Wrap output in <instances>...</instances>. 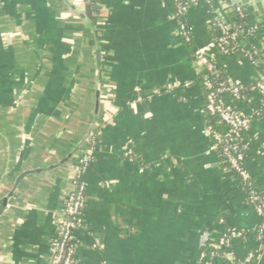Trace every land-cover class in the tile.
I'll return each mask as SVG.
<instances>
[{
	"label": "crops",
	"instance_id": "obj_1",
	"mask_svg": "<svg viewBox=\"0 0 264 264\" xmlns=\"http://www.w3.org/2000/svg\"><path fill=\"white\" fill-rule=\"evenodd\" d=\"M228 6L264 35V0ZM185 22L191 51L168 0H0V264H49L72 167L94 126L75 264H191L206 219L216 218L211 236L223 233L222 211L227 227L256 226L204 131L194 55L210 43L206 6ZM216 65L244 87L264 78L235 56ZM245 96L244 167L264 192V118L252 117L260 94ZM230 249L242 258L258 244L233 240Z\"/></svg>",
	"mask_w": 264,
	"mask_h": 264
},
{
	"label": "built area",
	"instance_id": "obj_2",
	"mask_svg": "<svg viewBox=\"0 0 264 264\" xmlns=\"http://www.w3.org/2000/svg\"><path fill=\"white\" fill-rule=\"evenodd\" d=\"M175 1L177 7L174 19L178 25V35L184 43H189L192 40V29L186 24L185 16L199 5L207 6L209 0ZM217 5L220 10H224V13L229 8L227 0H219ZM237 13L241 17L244 16L240 11H237ZM212 23L211 26L218 27L224 32V36L219 39L216 46L218 52H216L214 45L209 43L196 53V61L201 66V71H206L211 76L218 74L215 68L219 57L233 56L230 54L234 49H229L228 45L230 41H237L235 36L227 35V31L219 17H215ZM248 32L250 36L256 37L257 28L252 27ZM239 35L243 37V33ZM253 54L254 56L257 55L256 52ZM201 85L207 91L204 111L217 116L226 127L225 131L207 129L212 142V150L221 159L223 170L229 176V179L236 182L238 188L243 191L242 183H250L251 181V177L244 167L248 148L247 143H245V135L250 127V118L238 108L240 102H245L246 96L243 94L245 87L229 73L225 80L218 83L217 86H214L209 76L203 77ZM248 91L260 94L259 109H263L264 78ZM89 139L90 136L85 141ZM90 142V148L82 147L81 153L73 164L71 190L66 195L62 212L56 217V235L49 244V264H75L74 256L77 245L75 233L82 229L80 215L86 192L84 175L94 159L95 138ZM246 205L253 208L257 221L256 226L251 230L231 227L222 228L223 233L221 235L211 236L209 239L207 247L210 249L207 251L206 248L202 264H222L216 262L219 257L232 264H258L264 246V192H260L257 188H250ZM218 223L221 226L225 224L223 219H220ZM249 238L256 241L258 251H250L244 257L236 258L231 253V242L233 240L244 241ZM219 251H222V253Z\"/></svg>",
	"mask_w": 264,
	"mask_h": 264
},
{
	"label": "trees",
	"instance_id": "obj_3",
	"mask_svg": "<svg viewBox=\"0 0 264 264\" xmlns=\"http://www.w3.org/2000/svg\"><path fill=\"white\" fill-rule=\"evenodd\" d=\"M219 0H209V4H207L206 8L209 12V16L211 19V22H213V19L215 17H219L223 25L227 31V35L235 36L237 41H230L228 48L231 49L233 48L234 51L231 52L230 55H233L236 57V59L240 62L250 64L257 73L261 74L264 77V35L259 36V37H254L250 36L248 31L252 27H256V25L252 22H249L248 18L246 15L241 17L238 13L235 11H232V9L227 8V11L224 13V10H220L217 2ZM228 1V0H227ZM170 3L171 7L173 8V13H176V1L175 0H168ZM213 24V23H212ZM240 33H243V37L239 35ZM224 36V32L215 26H211L210 31L208 32V38L209 42L214 45L216 52H218V48H216L219 39ZM96 39L97 41H100V36L97 32L96 34ZM192 39V37H191ZM240 40H243L244 43L250 42L253 47L250 49L246 48L243 46V44L240 43ZM186 47L188 48L189 51H191V45H192V40L189 43H185ZM251 50V52H250ZM253 51V52H252ZM254 52H256V56H254ZM194 58L196 59V54L194 55ZM254 63V64H252ZM102 64V63H101ZM100 71V70H99ZM215 71H217V75L211 76L210 73L206 71H200L198 76H199V81L202 83V79L204 76H209V78L212 79V82L214 83V86H217L218 83H221L225 80L227 77L229 71L221 66H217L215 68ZM100 80V79H99ZM257 81H255V84ZM254 84V85H255ZM254 85L245 87L243 90V94H246L247 90H249L251 87ZM202 86V85H201ZM203 91V100H204V105H205V95L207 94V91H205L202 87ZM206 114V127L209 130L216 129L219 131H225L226 127L225 125L219 120V118L215 115H211L208 112L204 111ZM253 118H264V108L259 109L257 113H254L252 115ZM98 126H94L93 129L91 130L90 134V139L88 141L83 142V146L85 148H90L91 146V140L97 135L98 132ZM221 161V159L219 158ZM221 168L223 169V165L221 164ZM229 178V176H227ZM243 186V191H241V194L243 196V201L244 204H247V198H248V191L249 189L256 188V183L253 179H251L250 183H242ZM245 204V207L250 210L252 213H254L253 208L251 206H248ZM218 219H223L224 221L227 220L226 213L224 211L218 213ZM223 228H228L226 225L223 226ZM209 247H207V251H209ZM222 253V251H219ZM217 263H222V264H232L226 260H223L222 258H217L216 259Z\"/></svg>",
	"mask_w": 264,
	"mask_h": 264
},
{
	"label": "water",
	"instance_id": "obj_4",
	"mask_svg": "<svg viewBox=\"0 0 264 264\" xmlns=\"http://www.w3.org/2000/svg\"><path fill=\"white\" fill-rule=\"evenodd\" d=\"M238 7H241V5L239 3H238ZM94 55L96 57V61H97V65H98L99 64L98 49H96ZM96 97L97 98L95 101V112L97 111L98 106H99V100H98L99 92L98 91L96 93ZM204 123H205L204 124L205 135L210 142V147H212V142H211L209 133L206 130V114L205 113H204ZM93 125H94V123H93ZM91 130H92V127H91ZM91 130L87 133L83 142L90 136ZM215 222H216V218L210 217L204 221L203 225L199 229V231L196 235L195 243H194V249H193L191 264H202V260H203V257H204V254H205V251L207 248L208 241L211 238V233L214 229Z\"/></svg>",
	"mask_w": 264,
	"mask_h": 264
}]
</instances>
